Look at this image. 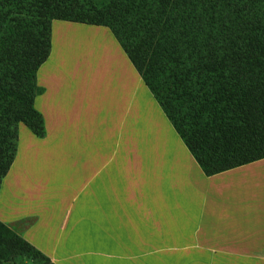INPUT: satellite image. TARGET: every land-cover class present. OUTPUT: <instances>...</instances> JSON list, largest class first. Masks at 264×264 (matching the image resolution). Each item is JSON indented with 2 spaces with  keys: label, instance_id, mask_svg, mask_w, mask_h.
Masks as SVG:
<instances>
[{
  "label": "crops",
  "instance_id": "crops-1",
  "mask_svg": "<svg viewBox=\"0 0 264 264\" xmlns=\"http://www.w3.org/2000/svg\"><path fill=\"white\" fill-rule=\"evenodd\" d=\"M37 82L0 221L55 264H264V158L207 176L108 26L53 20Z\"/></svg>",
  "mask_w": 264,
  "mask_h": 264
},
{
  "label": "trees",
  "instance_id": "trees-1",
  "mask_svg": "<svg viewBox=\"0 0 264 264\" xmlns=\"http://www.w3.org/2000/svg\"><path fill=\"white\" fill-rule=\"evenodd\" d=\"M108 26L207 176L264 158V0H0V187L19 125L46 135L53 20ZM55 264L0 221V264Z\"/></svg>",
  "mask_w": 264,
  "mask_h": 264
},
{
  "label": "rangeland",
  "instance_id": "rangeland-1",
  "mask_svg": "<svg viewBox=\"0 0 264 264\" xmlns=\"http://www.w3.org/2000/svg\"><path fill=\"white\" fill-rule=\"evenodd\" d=\"M98 7H103L104 5L110 3L113 0H92ZM20 127V125H19ZM5 264H32L30 261L26 260L24 263H14V262H6Z\"/></svg>",
  "mask_w": 264,
  "mask_h": 264
}]
</instances>
